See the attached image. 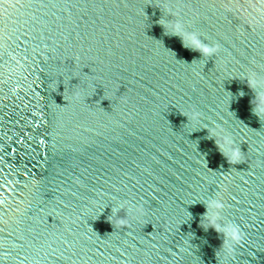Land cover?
<instances>
[{
    "label": "water",
    "instance_id": "1",
    "mask_svg": "<svg viewBox=\"0 0 264 264\" xmlns=\"http://www.w3.org/2000/svg\"><path fill=\"white\" fill-rule=\"evenodd\" d=\"M170 13L218 53L185 48ZM249 72L264 0H0V264H264ZM215 200L244 234L230 258ZM126 202L145 215L121 227Z\"/></svg>",
    "mask_w": 264,
    "mask_h": 264
},
{
    "label": "clouds",
    "instance_id": "2",
    "mask_svg": "<svg viewBox=\"0 0 264 264\" xmlns=\"http://www.w3.org/2000/svg\"><path fill=\"white\" fill-rule=\"evenodd\" d=\"M170 15L175 16V14L172 13H170ZM161 26L164 27L165 31L170 35L179 37L185 48L199 53L203 58L212 57L219 51L218 44H206L202 41L197 32L187 31L185 24L178 16H175V19L172 21L161 22ZM244 79L247 82L248 88L254 94V98L250 101L252 115L257 117L261 122L264 120V75H258L256 72H249ZM238 95L242 97L244 93L241 91ZM186 118L188 122L189 117ZM190 119L193 121H199L200 114L198 112H193ZM217 147L229 164L236 165L241 163L242 152L239 147L234 146V142L230 136L225 135L223 137V146L217 144ZM124 206L129 207L130 210L128 215L124 218L117 219V223L121 227L130 226L129 218L139 219L145 215V210L142 205L133 207L129 206L126 202ZM205 208L206 212L204 213V218L208 221V228L213 229L219 236L224 237L220 248L223 250L227 258L232 257L236 247L243 242L244 234L235 224H229L226 227L221 228L216 223L217 217L215 215H209L208 210L222 211L224 209V204L220 200H215L206 204Z\"/></svg>",
    "mask_w": 264,
    "mask_h": 264
}]
</instances>
